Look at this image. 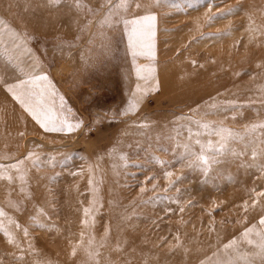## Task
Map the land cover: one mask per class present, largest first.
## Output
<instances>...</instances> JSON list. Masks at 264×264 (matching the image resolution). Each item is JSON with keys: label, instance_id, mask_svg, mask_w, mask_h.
Returning a JSON list of instances; mask_svg holds the SVG:
<instances>
[{"label": "rangeland", "instance_id": "obj_1", "mask_svg": "<svg viewBox=\"0 0 264 264\" xmlns=\"http://www.w3.org/2000/svg\"><path fill=\"white\" fill-rule=\"evenodd\" d=\"M261 124L264 0H0V264H262Z\"/></svg>", "mask_w": 264, "mask_h": 264}, {"label": "snow or ice", "instance_id": "obj_2", "mask_svg": "<svg viewBox=\"0 0 264 264\" xmlns=\"http://www.w3.org/2000/svg\"><path fill=\"white\" fill-rule=\"evenodd\" d=\"M49 3H50V4H53V5H58L59 3H61V0H49ZM121 6H125V5L122 4ZM138 6H139V5H138ZM228 11L231 12L232 10L229 9ZM217 15H222V13H221V14H217ZM145 19H152V17H145ZM210 19H215V17H211ZM130 42H131V38H130ZM137 54H139V55H141V56H149V57L154 56V55H155V52H154V45L152 44V42H149V43L147 44V47H146L145 50H141L139 53H136V52L133 53L134 56L137 55ZM138 74H139V73H138ZM6 91H7V92H12V94H13L14 96H17V98H19V96L16 95V92H14L13 89H12L11 87H8V88L6 89ZM135 107H136L135 104L131 105L130 108H129V111L134 110ZM259 126H260L261 128H264V124H261V125H259ZM77 127H79V124H77ZM256 127H257V125H252V129H255ZM47 130H48V131H56L57 129L54 128V127H50V128H47ZM166 175H168L169 178H171V176H172L171 173H166ZM169 183L171 184V183H173V181L170 179V180H169ZM153 187H155V185H153ZM141 191L143 192L144 189H141ZM259 195L264 196V192L260 193ZM85 211H87V209H86ZM181 211H183V209H181ZM260 223H261L262 225H264V218H262V219L260 220ZM251 231H252V229H245V231H244V233H243L244 237L247 239V243H248V244H253V243H254V241H253L252 239H248V235H249V233H250ZM235 243H236V241L233 240V241H231L229 244H225V245H224V248H225V249L231 248L233 245H235ZM258 248H259V252L256 253V255L259 256V258H260L261 261H262V264H264V232H262V233L260 234V243H259V245H258Z\"/></svg>", "mask_w": 264, "mask_h": 264}]
</instances>
